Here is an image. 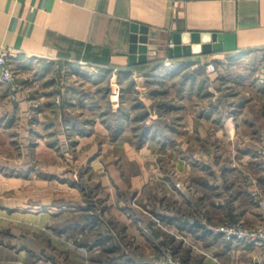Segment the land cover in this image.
Segmentation results:
<instances>
[{"label": "crops", "instance_id": "crops-1", "mask_svg": "<svg viewBox=\"0 0 264 264\" xmlns=\"http://www.w3.org/2000/svg\"><path fill=\"white\" fill-rule=\"evenodd\" d=\"M135 23L148 26L149 43L157 45V52L146 61L131 63ZM186 31L211 32L210 42L221 46L204 51L199 45L188 54L170 56L174 34ZM0 49L17 52L14 71L15 67L46 71L29 80L19 77L13 84L0 77V197L28 181L53 184L65 177L61 166L50 165L44 154L41 161L39 152L94 150L98 139V151L88 155L94 171L104 172L106 159L118 156L102 158L103 148L134 153L131 157L137 155L142 167L131 173L125 186L139 189L143 196L154 189L144 166L150 164L158 172L166 164L174 167L171 176L167 172L168 178L159 177L158 207L130 206L124 212L130 215L128 226H138L149 239V230L168 236L185 262H194L199 252L194 248L201 246L209 251L203 264L259 262V248L205 229L206 221L198 222L193 208L208 221L215 209L222 224L263 222L264 77L239 75L232 82L228 74L222 75V66L264 50V0H0ZM210 61L217 63V72L208 73ZM49 68L84 79L53 77ZM70 117L80 123L71 125ZM143 121L158 137L139 143L135 135ZM16 137L29 146L17 144L19 154L13 143ZM224 146L236 157L220 159L217 152ZM27 150L29 159L24 156ZM50 176L55 177L47 179ZM28 206L22 211L49 217L84 211L82 202L73 206L68 200ZM72 223L59 230L84 222L78 218ZM154 244L159 250L160 242ZM0 246L7 247L1 242ZM9 246L14 259H0V264L15 263V258L26 256L24 251L34 250Z\"/></svg>", "mask_w": 264, "mask_h": 264}, {"label": "rangeland", "instance_id": "rangeland-1", "mask_svg": "<svg viewBox=\"0 0 264 264\" xmlns=\"http://www.w3.org/2000/svg\"><path fill=\"white\" fill-rule=\"evenodd\" d=\"M225 64L226 66H222V71L225 72V75L228 74L231 80L232 78L237 79L239 75L254 78L264 77V50L250 53L247 56L226 62ZM52 71L53 77H63L69 80L72 78L84 79L83 75L68 77L66 73H60L57 70ZM42 72L45 73L46 71H36L30 68L26 70L15 67L14 74L15 79L20 77L21 80L22 78L29 80L30 77L34 78L36 74L41 77ZM25 75L27 79L24 78ZM232 90L233 92L235 91L234 88ZM213 91H216L215 87ZM101 138L103 139L104 136H101ZM21 140L17 139V137L14 139L15 152L17 147H19L17 144H22L29 148L27 143L24 144V140ZM97 140H95L94 150L88 151L85 147H78L79 149L75 150L73 147H70V150L66 151V154L65 151L56 152V155L55 153L49 155L43 151L39 152L41 161H43L44 154L47 155V162H50V165L58 164L61 166V172L65 177L63 179L57 178L53 184L50 182L39 181L35 183L34 181H28L26 185L18 188L19 193L12 189L1 194L0 242L7 245V247L0 246V257H3L0 259H7L6 262H10L11 260L9 259H14L13 248L9 245L16 244L15 249L19 246L28 245V247L34 248V250L31 249L29 253L24 251L26 254L24 256L25 259L17 257L15 258V263L12 264H146L145 262L142 263L143 259L153 260L151 258L152 256H156V254L157 256L154 257V260L148 261L147 264H203L201 263L203 255L209 253V251H205L203 246L194 248L199 250L194 262H185L175 252L172 239H169L168 236H156L152 230L147 231L151 236L150 239L146 238L147 234L138 228V226H128L129 223H132L130 215H125L124 213L130 206L137 208L144 206L145 209L158 207L156 205L157 197L155 194L159 188L158 185L161 183L159 177L168 178V174L171 176L174 171L173 165L166 164L164 169L159 171L160 173L158 172L159 169L152 167L150 164L143 167L142 171L150 178L151 183L149 185L154 188L150 194L145 193L143 196V193L139 189H131L130 186L126 189L125 186V180H130L131 173L140 171V167H142V164L139 166L137 161L139 157L137 155H134L135 158L131 157L134 153L121 152L118 148L117 150L115 149L116 151H108V149L103 148L105 150H101L102 158L106 159L112 153H114V156H118L116 159L113 157L110 160L106 159L107 162L104 163L107 168H105L104 172L101 171L102 173H100L99 170L94 171V167H92L88 160V155L98 151ZM87 146H89V143H86ZM16 153L19 154V151ZM29 153L28 150L24 153L27 159L31 158ZM217 154L221 157L220 159L231 154H233V157H236L234 152L226 146L218 150ZM38 170H41V168ZM42 172L44 171L42 170ZM104 174H112L114 177H107ZM54 177L50 176L47 179H54ZM38 180H41V177ZM115 180L118 183H115ZM165 198L166 200L168 199L167 197ZM67 200L73 203V206H78L82 202L83 213L81 215L67 213L61 215V213H57L49 217L47 215H36L33 212L27 213L22 211L28 209L30 203L39 206L42 201L60 203V201ZM169 202L171 200L166 201L167 204ZM171 205L169 203V206ZM44 207L40 209L46 210ZM15 208L18 210L14 211ZM193 209L196 211L195 217H197L198 222L206 221L203 223V226L205 229L211 230L210 232H213L217 226L231 224L218 222L220 216L216 213L215 209L212 212V219L210 221L205 220V214L200 213L195 207ZM153 217L157 220L155 216ZM78 218L84 222L82 225H75L63 231L59 230L64 224H73L72 222ZM244 223L247 224L246 222ZM167 232L171 233L170 231ZM208 238L210 239V237ZM99 241H101L100 244L98 243ZM93 242H96L95 247H93L95 245ZM154 242H160L158 246L159 250L155 247ZM81 243L87 244L81 245ZM89 244H92L91 247H88ZM130 256L139 261L137 263L127 262V258ZM258 263L257 261L256 264Z\"/></svg>", "mask_w": 264, "mask_h": 264}, {"label": "built area", "instance_id": "built-area-1", "mask_svg": "<svg viewBox=\"0 0 264 264\" xmlns=\"http://www.w3.org/2000/svg\"><path fill=\"white\" fill-rule=\"evenodd\" d=\"M173 45L174 43L171 42L170 46ZM17 55V52L13 50L0 49V77L5 82L11 84H13L15 81L14 67L12 62L17 57ZM206 67L208 73H215L218 71V65L214 61H210ZM13 89H16V85H13ZM12 95L14 97L16 96L15 93ZM56 100L57 102H60V94L57 95ZM260 144V152L264 156V134H262L260 137ZM214 229L216 232H221L228 240H234L242 245H252L259 248V264H264V219L262 223L256 225H247L243 220H239L227 226H217Z\"/></svg>", "mask_w": 264, "mask_h": 264}, {"label": "water", "instance_id": "water-1", "mask_svg": "<svg viewBox=\"0 0 264 264\" xmlns=\"http://www.w3.org/2000/svg\"><path fill=\"white\" fill-rule=\"evenodd\" d=\"M148 32L149 28L147 25L133 24L130 34L131 63L146 61L148 60L149 54H155L157 52V45L149 43ZM173 39L174 45L169 48L170 56L181 55L182 53L188 54L192 50H197L199 45L204 51L217 49L221 46L220 42L214 44L210 42L212 39L214 40V35L211 32H176ZM201 41H203V44H200Z\"/></svg>", "mask_w": 264, "mask_h": 264}, {"label": "trees", "instance_id": "trees-1", "mask_svg": "<svg viewBox=\"0 0 264 264\" xmlns=\"http://www.w3.org/2000/svg\"><path fill=\"white\" fill-rule=\"evenodd\" d=\"M222 75H223V71H222ZM142 103L143 102H139L138 104L142 105ZM143 114H145V113H143ZM67 121H68V123H70L73 126L78 125L77 123H80L77 118H73V117L68 118ZM139 125H140V129H139L140 132L135 135L137 137L139 143H143L146 140H148L149 138L154 139V138L158 137L156 135V132H152L150 129V126L146 125L144 123V121L142 122V124H139ZM115 136H117V135H115Z\"/></svg>", "mask_w": 264, "mask_h": 264}]
</instances>
